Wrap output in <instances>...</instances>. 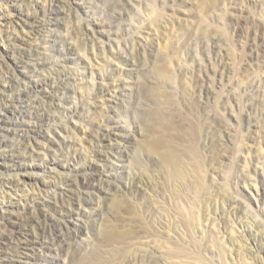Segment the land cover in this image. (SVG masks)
I'll list each match as a JSON object with an SVG mask.
<instances>
[{
    "label": "rangeland",
    "instance_id": "rangeland-1",
    "mask_svg": "<svg viewBox=\"0 0 264 264\" xmlns=\"http://www.w3.org/2000/svg\"><path fill=\"white\" fill-rule=\"evenodd\" d=\"M9 81L34 90L0 106V264H264V0H0V97ZM89 163L84 233L16 248L31 211L66 221Z\"/></svg>",
    "mask_w": 264,
    "mask_h": 264
},
{
    "label": "bare ground",
    "instance_id": "bare-ground-1",
    "mask_svg": "<svg viewBox=\"0 0 264 264\" xmlns=\"http://www.w3.org/2000/svg\"><path fill=\"white\" fill-rule=\"evenodd\" d=\"M6 85H7V89L2 91L3 96L5 98L0 97V106L2 105V103H8V104L10 103L11 105H14L15 103H22L25 99L29 97L30 93L34 90L31 87L29 88L26 86H22L19 82L12 83L11 81H9L8 83H6ZM94 88L95 90L93 94L92 92L91 94L95 97H101L105 93V90H106V89H103L102 87H94ZM107 92H110V90ZM60 99L63 100L65 98H62L60 96ZM71 112H69L71 113L70 116L68 112L66 113L65 115L66 120L63 122L60 121L59 122L60 125L57 124L53 126V131L55 134H58V133L62 134L63 131L67 132L69 130V124L72 123L73 121L71 119L73 118V115L75 114V112L77 113V111H71ZM109 119L107 120L105 119L106 121H101L100 123H97L96 121V123L94 124L92 123L93 121H91L89 128L91 130H96L95 137L93 139L94 142L99 143L101 142L102 139L110 138V136L112 135L111 133L114 134V132H111L114 129L113 128L111 129L109 126L110 124ZM34 120H35V125L38 128L36 130V133H34L33 135L34 141L31 138H27V137L21 140V143L24 146L23 148L24 154H22L21 160L22 161L28 160V162L24 164V171L21 170L22 169L21 167H18V169H16L17 173H20V174L22 173V175L27 172L26 171L28 169L27 167H30L36 161L37 158L34 157V154L32 151H34V149H37L36 143H38V148H40L41 146L40 139L46 137V131L43 129V127L49 125L48 117H45L44 115L36 116ZM15 126L21 128L22 125L15 124ZM59 136H62V135H59ZM19 137L22 139L24 135L22 133L21 135L18 134V138ZM48 146L52 147L51 145H48ZM74 154L76 156L83 155L79 151L78 152L76 151V153ZM93 155L94 156L96 155V151H93ZM83 156L85 157V154ZM71 159L69 158L68 160H71ZM91 160L93 159L91 158ZM46 166H48V163H44L43 167L46 168ZM89 170L90 172L85 177V179L81 181H77L76 183L80 191V193L78 194L79 196L77 195L76 200H73L72 202L67 201L69 208L62 209L61 211L63 212L59 214V217L63 216L62 218L66 221L62 224L58 220V218H54L50 215H44L40 213L39 210L31 211L26 216L21 218L17 230L13 231L14 235L17 234V236L16 238L12 237L11 240L16 242V248H18L19 250L21 249L23 251H27L31 247L36 246L38 243L40 247L43 244V242L47 240L50 243V245L43 246V248L40 247L41 249L52 250L53 248H55L56 251L62 253L65 246L64 244L62 246L60 244H62L63 242L64 231L68 233V235L66 236H69L70 239H73L79 234L84 233V231L86 230L85 227L75 224L76 221L78 222L79 220L83 218L89 217L85 209L90 208L89 207L90 202L89 200L84 199V194L101 191L102 189H104V185H102V183L105 181L104 170L103 171L101 170L99 172L97 169H95L92 166V164H90ZM29 171H31V169ZM13 206L14 205L11 204V202L10 204L0 206V212H4L5 210H8V208L10 207L12 208L11 210H13ZM36 222L39 223L37 232L35 230H32L33 225ZM60 225L62 226L60 227ZM70 229H72L73 233L71 232Z\"/></svg>",
    "mask_w": 264,
    "mask_h": 264
}]
</instances>
